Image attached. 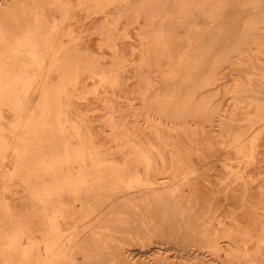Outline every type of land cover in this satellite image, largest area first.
Returning a JSON list of instances; mask_svg holds the SVG:
<instances>
[{
	"label": "bare ground",
	"instance_id": "bare-ground-1",
	"mask_svg": "<svg viewBox=\"0 0 264 264\" xmlns=\"http://www.w3.org/2000/svg\"><path fill=\"white\" fill-rule=\"evenodd\" d=\"M237 2L245 5L250 0ZM226 3L227 0H0V111L6 110L11 115L7 118L4 114L10 136L6 137L0 131V190L6 189V178L19 177L21 182L11 181L15 188L12 193L14 196L11 198L10 194L2 203L9 208L15 230L22 232L25 238L19 245L12 242L13 249L23 254L33 252L34 255L36 252L32 264H71L75 260L73 252L78 236L77 228L82 219L86 220L84 216L80 217L78 209L75 211V205L82 206L86 197H92V205L99 206L102 197L105 209L102 215L100 210L94 215V224L91 221V225L95 229L90 233L99 247L101 229L103 230L106 256L112 261L116 259V264H264V212L255 210H264L263 189L258 192L261 194L258 198L260 201L256 203L260 204L256 206V203L248 201L246 207L243 206L245 212L240 210L243 217H236L241 214L234 211V217L231 218L237 222L232 230L225 229L227 232H223V235L218 231L211 232L213 230L210 229L207 216L199 215V208H194L198 206L197 194H201L199 190L202 185L198 171L213 159L218 165L228 168V171L225 170L227 178L232 177L231 183L226 184L229 187L228 193L230 186L234 187L233 190L230 189L234 192L233 195L230 192V200L235 193L239 198L237 192L241 197L248 193L249 188L259 187V184H255L257 180L264 183V147H256L260 142L263 146L264 135H260L261 141L257 145L255 143L259 129L264 128V103L262 99L253 97L248 103L240 104L244 102L240 96L249 95L247 90L253 83L256 87L264 86V59L260 51L262 43L264 45V41L261 43L264 9L254 14L260 17L245 21L242 33L234 45V57L228 51H222L214 60L207 57L213 53L209 52L215 45L213 37L216 31L223 28H212L205 33L197 25L187 28L183 22L174 23L170 19L176 15L182 17V21H190L193 13L215 19ZM253 3L258 5L257 1ZM92 14L99 15V22L91 26L97 32L96 38L93 35L97 41L92 40L95 41L94 48L90 45L91 48L86 49L83 48L88 46L85 43L80 42L84 46L77 44V39L86 32L83 28L84 21L79 18ZM95 18H92L93 23ZM118 18L122 20L121 28L126 32L128 28L131 36L128 54L132 57L129 59H132L131 71L134 72L132 74L126 66L127 71L132 74H128L127 78L125 76L129 72L125 71L123 77L118 71L124 69L122 65L129 61L126 58L128 49L123 51L128 47L123 49L124 46H121L126 55L119 54L117 50L120 48H112L111 53L107 49H103V52L101 50L113 44ZM92 19L89 20L92 22ZM89 20H86V24ZM126 32L125 34H129ZM91 39L88 38L90 42ZM29 40L38 43L39 48H30ZM126 41L120 43L127 45L130 40ZM177 42L181 44L178 45ZM104 50L109 58V61L105 59V63L102 61ZM241 54L254 68L250 84L239 80L233 72L230 80L221 82L226 76L218 67L224 62H240ZM24 61H29L30 64ZM121 76L125 81L132 77L127 90L122 88L127 96L122 93L124 91L118 92L120 86L125 84L124 81L121 84ZM119 77L121 81L118 80ZM86 78L90 80H85ZM118 81L121 85L115 91L127 97L126 101H118L125 102L122 103L126 105L123 107L126 111L130 110L131 113H127L134 118H126L125 121V117L122 120L119 115L117 119L121 117V120L117 121L116 117L106 115L104 110L105 114H102L106 118L101 121L100 117L103 115L97 116L98 112L93 111L98 120L109 128L107 132L111 134L110 140L121 139L114 145H109L110 140L102 139L108 143L106 156L97 147L90 148L89 143L83 142L84 139L76 143L71 132L59 135L61 143L56 150L51 145L53 139L50 138L45 143L35 139L33 133L37 127L43 125L45 128L49 126L55 129L57 122L51 119L36 120L29 114L32 108L44 113L59 114L69 110L70 106L64 103L68 98L63 102L61 96L92 94V97H97L98 93L109 92V88L118 85ZM23 86L28 88L23 89ZM98 87L104 92H100ZM252 92L250 95L255 96ZM229 93L233 94V107L225 114L220 101ZM28 95L40 96L43 101L49 100L51 103H26L24 99H20ZM217 95L219 99L214 103L213 98ZM96 99L98 102L100 99L103 104L101 96ZM96 102H92V107H95ZM78 104L79 102L76 105L80 106ZM91 105L87 106L89 112ZM112 107L106 105L104 109L109 112L111 108L114 110L113 102ZM84 110L87 111L86 108ZM239 110L245 111L238 115ZM116 112L122 113L123 110ZM91 119L93 121L92 117ZM100 121L96 120V123ZM2 122L4 120H0V124ZM68 122L69 125L63 124L61 128L74 126L73 120ZM101 122L98 124L100 127ZM126 123H131L129 125L132 126V132ZM243 125L247 129H241ZM119 129H122L121 135L126 133L125 138L115 135L120 134L117 131ZM127 129L132 136H129L130 133L127 135ZM97 134L95 135H100ZM213 139L227 143L224 147H231L232 151L227 152L225 149L228 148L222 149L223 147L217 148V152L211 151V146L216 144ZM97 142L99 140L95 143ZM232 153L235 157L228 161ZM48 154L50 165L47 164ZM37 156L40 161L38 167H35ZM6 162L10 163L9 168H6ZM15 163L17 165L14 167ZM213 170L211 168V172ZM218 171L220 175L216 178L225 173L220 169ZM31 176L41 179L39 184L33 186L35 193L27 191L23 185V180ZM221 186V189L225 188ZM210 191L209 193L213 192ZM204 193H207V198L208 191ZM204 197H199L203 199L199 200L202 204L200 209H204V206L206 208L209 202L210 198L206 203ZM253 197L249 196L250 200ZM244 198L245 196L243 200L247 197ZM215 201L213 204L217 205L218 201ZM227 201L226 205L232 207L231 203L234 201ZM239 205L241 206V202L234 205V210ZM220 210L217 212H221ZM222 218L223 216L219 219L222 221ZM241 218L244 221H240ZM252 222L254 224H250ZM223 236L226 238L224 245L220 239ZM5 243L0 234V252L4 255L10 252L7 251L9 246H4Z\"/></svg>",
	"mask_w": 264,
	"mask_h": 264
},
{
	"label": "rangeland",
	"instance_id": "rangeland-1",
	"mask_svg": "<svg viewBox=\"0 0 264 264\" xmlns=\"http://www.w3.org/2000/svg\"><path fill=\"white\" fill-rule=\"evenodd\" d=\"M11 0H7V2H10ZM253 1L255 2V1H257V3H258V5H256V3H253ZM264 9V0H250V2H248L247 4H245V5H241V4H239L238 2H237V0H227V3L224 5V7H223V9H222V12L220 13V15L218 16V17H216L215 19H209V18H206V17H204L203 15H201V14H199V13H193L191 16H192V20H190V21H182L183 20V18L182 17H178V16H176V15H174V16H171L170 17V19H172L173 21H174V23H176V21H181V22H183L184 23V25H185V27H190V26H193V25H197L198 27H201L203 30H204V32L205 33H207L210 29H219V28H223L221 31L220 30H217L216 31V35H214V40H216V42H215V45L211 48V51L209 52V53H211V52H213L212 54H210L208 57H207V59H211V60H214L216 57H219L221 54H222V51H228L229 52V54H230V56H233V55H235V49H236V47L234 46L235 45V43L237 42V40L239 39V35H240V33H242V30H243V28H244V24H245V21L247 20V19H252V18H255L256 16H259L258 14H256V16H254V14L258 11V10H263ZM47 18H51L49 15H45ZM111 16H113V15H111ZM94 17H96L95 19V21H94V23H93V19L92 18H94ZM97 17H99V15H88V16H85V17H81V18H79L80 19V21H84V26L86 25V27H84L83 26V28L86 30V32L84 33L85 35L84 36H82L81 38H79V39H77V44L79 45V44H81V46H84L82 43H85L86 45H88V46H84L83 48H86L87 49V47L88 48H91L90 47V45L91 46H93L92 48H94V43H95V41H92V40H96L95 38L97 37V32H96V30L94 29V28H92L91 26H93V24H95V23H97V21L99 20ZM260 17V16H259ZM92 19V22L90 21V20ZM98 19V20H97ZM101 19V18H100ZM86 20H89V21H87V24H86ZM121 21V22H120ZM88 22H89V24H88ZM90 22L92 23V24H90ZM99 22V21H98ZM117 22L118 23H116L117 24V26H118V30L116 29L115 31V37H114V42H117L116 41V39L118 38V37H120V38H118V40H119V42H117V44H115L114 42H113V44L111 45V47H103L101 50H102V52H103V49H107L106 51L107 52H109V53H111L112 52V48H114V49H121V46H124L123 47V49L124 48H126V46L128 47V48H126L125 50H123V51H126L127 49V55L124 53V52H122V49L120 50H117L118 52H119V54H125L126 55V58L129 60L127 63H124L123 65H122V68H124V69H121L120 71H118V72H121L122 73V76L124 77L125 75V71H127L128 69H130V71H131V69H133V65L131 64V61H132V59L130 60L129 58H132L128 53H129V43L131 42V36H130V30L127 28L126 30H127V32L124 30V29H122L121 28V26L123 25L122 24V20H121V18H118L117 19ZM120 22V23H119ZM74 24H76L75 22H73ZM82 25H83V23H82ZM88 25H90V28H88ZM261 26H264V21H262L261 22ZM86 28H88V29H86ZM126 33H129V34H125V32ZM93 33V34H92ZM88 34V35H87ZM90 34V35H89ZM92 34V35H91ZM263 37H262V39H261V43L264 41V30H263ZM93 35H94V37H95V35H96V37L94 38L93 37ZM130 36V37H129ZM93 37V38H92ZM88 38H89V40L91 39V41L92 42H90L89 40H88ZM85 39H87L86 41H87V43L85 42ZM122 39V40H121ZM127 40V41H129L128 43H127V41H126V43H127V45H124L123 43H125L124 41L125 40ZM82 40H84V41H82ZM97 41V40H96ZM120 41H123V45L120 43ZM179 41V40H178ZM80 42H82V43H80ZM90 44H89V43ZM94 42V43H93ZM181 42H183V41H181ZM119 44H121V45H119ZM177 44L178 45H180L181 43L180 42H177ZM35 47V48H39V44L38 43H35V42H32V41H30L29 40V47L30 48H32V47ZM120 46V47H119ZM118 47V48H117ZM105 50H104V54H103V56H104V58L102 59V61H103V63H105L106 62V60L105 59H107L108 61H109V58H107L108 57V53L107 52H105ZM260 51H261V56L263 57V59H264V45H263V43H262V45L260 46ZM122 52V53H121ZM242 54H244V53H242ZM241 54V56H242V59L241 60H239L240 62H238V61H229V62H224L221 66H219L218 67V69L220 70V69H222L221 71H223V72H225V80L223 79L221 82H225L226 80H230L231 79V73L233 72V74H235L236 76H238V78H239V80H242L244 83H246V84H250L249 82H250V75H251V73L254 71V68H253V66L250 64V62H249V60L246 58V57H243L244 55H242ZM234 57V56H233ZM24 63H26V64H30L29 63V61L27 62V61H24ZM128 67V69H127V67ZM126 67V68H125ZM124 71V72H123ZM130 71H127V72H129V73H127L126 74V78L129 76L128 74H130V75H132L133 74V72L134 71H131V73H130ZM226 72H229V73H226ZM119 75H121V74H119ZM128 75V76H127ZM121 76V77H122ZM122 77V79L119 77V81H121V84L123 83V81H124V83L126 84H124V85H121L120 83H119V81H118V85H116V86H114V87H111V88H109V92L108 91H103L104 93H98L97 94V97L96 96H94V97H92V94H86V95H72V96H69V97H64V96H61L60 97V99H62L63 100V102L68 98L69 100H71V101H69L68 99L64 102V103H68V104H70V106H69V110H67V111H65V112H61V113H59V114H55V113H53V112H50V113H44V112H40V111H36V110H34L35 108H32V110H30V112H29V114L30 115H32V116H34V118L36 119V120H42V119H45V120H47V119H51V120H55L57 123H55V125L57 126V128H55V129H53V128H51V127H49V126H47V128H45V127H43V125H42V127L41 126H39V127H37L36 129H35V132L33 133L34 134V137H35V139L37 140V141H39V142H43V143H45L48 139H53V141H52V143H51V145H52V147L56 150V149H59L60 148V140H59V135H64L65 133H70V135L73 137V139H74V141L76 142V143H79L80 141H82V139H84L83 140V142H85L86 144H88V146L90 147V148H92V147H97V149H99L100 150V152H101V154L102 155H104V156H106L105 155V153H106V147H108V143H109V145H114L115 143H117L116 141H120L121 139H112V140H110V135L111 134H109V132H107V131H109L108 129V127H107V125H105L104 124V122H101L103 119H105L106 118V115H111L112 117H116V120L118 121V120H121V117H122V120H123V118L125 119V121H126V118H128V120L130 119V117H131V119L133 120V118L134 117H132V116H129V113H131L130 112V110L129 111H126L127 109L126 108H124L123 106H126V105H123L125 102H121V101H126V99H127V97H125L124 96V94H126V96H127V92H125L126 90H127V87H128V82L130 81V80H132V77L131 78H129L128 80H126L125 81V79ZM85 80H90L89 78H86ZM84 80V81H85ZM122 87H121V86ZM120 86V91L117 89L118 87ZM124 86V87H123ZM125 86H126V88H125ZM253 86V87H252ZM255 84L253 83V85H251V87H248V90H247V94H249V95H242V96H240V99L241 100H244V102L242 103H240L241 105H244L245 103H248L249 101H251V99L253 98V97H255L256 99L257 98H259V99H262L263 100V103H264V86H260V87H256V88H258V90H256L255 89ZM23 89H27L28 88V86H27V88H26V86H23L22 87ZM98 88H100V87H98ZM122 88H124V90L122 89ZM118 90V92H122V91H124V92H122V93H124L123 95L120 93H118L117 94V92L115 91V90ZM116 92H114V91ZM101 91V88H100V92H102ZM253 91V92H252ZM251 92L253 93V95H255V96H251L250 94H251ZM115 94H117V96L115 95ZM88 95H89V97H88ZM102 95H105L106 97H107V95H109L107 98L109 99H107V98H105V96H102ZM122 96V98H121V96ZM91 96V97H90ZM101 96V100L103 99L104 100V102H103V104L101 103V101H100V99H99V102H98V99H96V98H98V97H100ZM115 96V97H114ZM119 96V97H118ZM110 97H111V99H110ZM35 98V99H34ZM83 98H84V100H83ZM85 98H88V99H85ZM91 98H94V99H92L94 102H96L97 104H98V106H97V104L95 105V107H98L97 109H95V107H92V106H94V104L93 105H91L92 104V102L93 101H91V102H89V100L91 99ZM113 98V99H112ZM116 98V101L114 100ZM20 99H24V102H26V103H38L39 101H41V102H45V103H51L49 100H46V101H43V98H41L40 96H34V95H28V96H26V97H20ZM72 99H73V102H75V101H77V102H75L76 104L79 102V104H80V106H77L75 103H73L72 102ZM219 99V95H217V96H215L214 98H213V102L215 103L217 100ZM81 100V101H80ZM112 100V101H111ZM118 100H121L120 102L118 101ZM84 101H88V103H86V102H84ZM81 102V103H80ZM112 102H113V106H114V110L112 109L113 107H112ZM114 102H116V103H114ZM121 104H119V103ZM230 102V103H229ZM73 103V104H72ZM84 103H86V104H84ZM123 103V104H122ZM78 104V105H79ZM83 104H84V106H83ZM87 104H89V105H91V110H90V112H91V115H90V112H89V108H87V106H89V105H87ZM121 107V109L123 110V112H122V110L120 109V107H118L117 108V106L118 105ZM74 105V106H73ZM86 105V106H85ZM101 105V106H100ZM106 105H110V107H112L111 108V111L109 112L108 110H106V109H104L105 107H106ZM220 105L222 106V108H223V113H228V111H230V109L233 107V94L232 93H229V94H226V95H224L223 97H222V99H221V101H220ZM229 105V106H228ZM75 106H77V107H75ZM81 106H83L82 108H80V109H82V110H80L79 109V107H81ZM100 106V107H99ZM105 106V107H104ZM75 107V108H74ZM87 109V111H85L84 109L85 108ZM101 107L103 108V109H101ZM124 109H123V108ZM227 107H228V109H227ZM77 108H78V110H77ZM94 108V109H93ZM74 109H76V110H74ZM80 110V111H79ZM95 110V111H94ZM104 110H105V112H107L106 113V115H103V114H105V112H104ZM84 111H85V113H84ZM93 111L94 112H98V115L97 116H102V118L100 117V119H101V121L100 120H98L99 118L98 117H96L95 115L96 114H94L93 113ZM112 111H113V113L114 112H116V111H121L122 113H118V112H116V113H118V115L116 114V113H112ZM126 111V112H125ZM244 111L245 110H239V113H238V115H242L243 113H244ZM4 112V113H3ZM75 112H77L78 114H80V115H78L77 113H75ZM100 112V113H99ZM124 112H125V116H124ZM127 112H129V113H127ZM241 112H242V114H241ZM89 113V114H88ZM103 113V114H102ZM126 113H127V117H126ZM4 114H5V116L7 117V118H10L11 117V115L6 111V110H1L0 111V120H4V122H2L1 124H0V131H2L4 134H5V136L6 137H8V136H10V133H9V130L8 129H6V126H7V122L5 121V119H7L5 116H4ZM6 114H8V115H6ZM93 114V115H92ZM99 114H102V115H99ZM10 115V116H9ZM114 115V116H113ZM119 115H121V117L119 118V119H117L118 118V116ZM81 116V117H80ZM89 118H88V117ZM4 119H3V118ZM85 119H84V118ZM91 117L93 118V121H92V119H91ZM95 117H96V120H97V122L98 121H100L101 122V127L98 125V124H100V122L97 124L96 123V120H95ZM242 117V116H241ZM72 118H74V119H72ZM89 119V120H88ZM69 120H73L74 121V126L72 127V128H61V126L63 125V124H68L69 125ZM83 120H84V122H83ZM88 122V123H85L86 121ZM92 122H91V121ZM94 120H95V122H94ZM127 120V121H128ZM104 121V120H103ZM238 121V120H237ZM83 122V123H82ZM91 122V123H90ZM240 122H242V120H240ZM83 124V125H82ZM91 124H92V126H91ZM104 126H103V125ZM127 124V126L130 124L131 125V123H126ZM133 124V123H132ZM93 125H95L94 127H93ZM99 127H98V126ZM129 125V127H130V129H131V127L132 126H130ZM97 126V127H96ZM103 126V127H102ZM106 126V127H105ZM91 127H93V128H91ZM96 127V129H98L97 130V132L95 133V131H96V129H94ZM206 127H208V126H206ZM135 128H137V127H135ZM145 128V127H144ZM90 129H93V130H90ZM241 129H247V126L245 127L244 125L243 126H241ZM101 130H105V131H101ZM122 129H119V130H117V131H119L118 133H120V134H115V135H119L120 137H122V138H125V135H124V133L125 132H123L122 134L124 135H121V131ZM93 131V132H92ZM99 131H101V132H103L102 134H101V132H99ZM121 131V132H120ZM123 131H124V128H123ZM129 131V129H127V135H129V133H130V135L129 136H132L133 134H131V132H132V129L130 130L131 132H128ZM143 131V130H142ZM92 134H91V133ZM100 133V135H98L99 133ZM98 133V134H97ZM106 134V136H105V134ZM95 134H97L98 136H96ZM104 134V136H102ZM126 134V133H125ZM75 135V136H74ZM94 137H93V136ZM260 135H264V128H260L259 129V133H258V135H256L255 136V143H256V145L261 141L260 140ZM95 136H96V138H97V140H95L96 138H95ZM53 137V138H52ZM54 137H56V138H54ZM90 137V138H89ZM93 137V138H92ZM103 137V138H102ZM105 137H107V139L105 138ZM92 139H93V141H98L99 140V142H97L98 144L100 143V145L101 144H103V146H104V148H102L103 146L101 145H97L96 146V144L97 143H95V142H93L92 141ZM102 139H104V141H109L108 143L106 142H103V140ZM106 139V140H105ZM91 140V141H90ZM102 140V141H101ZM115 140V141H114ZM214 141H215V143L216 144H214V141H212V143L214 144V145H218L217 147H216V149H215V147H214V145H213V147L211 146V148H210V150L211 151H218L217 150V148H222V149H224V148H228V150L227 149H225L227 152H229V151H232V149H231V147H224V144H225V146L226 145H228L227 143H224V142H218L216 139H213ZM112 141V142H111ZM114 141V142H113ZM101 142H103V143H101ZM95 143V145H93ZM114 143V144H113ZM38 144H40V143H38ZM104 144H106V145H104ZM259 146V147H258ZM101 147V148H100ZM112 147V146H111ZM257 148H260V149H262L263 147H264V144H263V146H261V142H260V144L259 145H257L256 146ZM214 149V150H213ZM223 152H225V151H223ZM49 153V152H48ZM233 154V153H232ZM230 157V159H228V161H232V159H233V157H235V154H233V155H230L229 156ZM228 157V158H229ZM232 158V159H231ZM40 160H39V157L37 156V164L35 165V167H38V162H39ZM47 164H49L50 165V155L48 154V156H47ZM214 161H216V160H214L213 159V161H208V163L205 165V166H201L200 168V170L198 171V173H200L199 175H200V177H199V181L201 182V189L199 190V192H201V194H200V196H199V194H197L198 195V197H197V205L199 206H195L194 208L196 209H198V212H199V215H203V216H207V218H208V220H209V222H210V226H211V228L210 229H212L213 231H211V232H214V231H218V233H220L221 235H223V232H224V234H225V232H227V230H232L233 228H234V225L236 224V222L237 221H235V220H233V218H231V216H233V212L234 211H236V212H239L240 213V210H241V212H245V205H247L248 204V201H249V203H253V204H255L256 202H258V201H260L258 198L260 197V195L261 194H259L258 192H259V190H264V183L262 182V181H259V180H257V182H255V184H259V187H256V188H254V187H252V189L251 188H249L248 190L250 191H247L246 193V195H243V196H241L240 197V193H238L237 192V195H239V198L236 196V193L234 194L237 198H235V196H233V199H229L230 197H232V195H233V193L234 192H231L232 190H233V188H231V186H230V189H232V190H230L229 189V191L232 193V195L230 196L229 194H230V192L228 193V188L229 187H226V184L228 183V184H230L231 182V179H232V177H228L227 178V171H228V168L226 167V166H223V165H221V164H219L218 165V163H215ZM210 162V163H209ZM217 162V161H216ZM208 164H209V166H208ZM212 164H213V166H214V164L216 165V166H212ZM17 164L15 163L14 164V167L16 166ZM218 165V166H217ZM9 166H10V163L9 162H6V168H9ZM13 166V165H12ZM222 167V168H218V167ZM209 167H210V169H209ZM211 168H212V170L214 169H220V171L221 172H225V170H227L224 174L223 173H221L222 174V176H219V177H217L216 178V176H218V175H220V172L218 173L217 172V169L215 170V172H217V173H215L214 172V170L212 171V172H214V173H212L211 172ZM204 169H205V171H204ZM202 170V171H201ZM208 170V171H207ZM203 172V173H202ZM206 172V173H205ZM209 172H211V174L209 173ZM208 174H210V175H208ZM213 175H214V178H215V180H214V178H213ZM210 176H212V177H210ZM211 178V179H210ZM202 179H203V182H204V184H203V182H202ZM217 179V180H216ZM17 181L18 180V182L20 181L19 180V177H18V179H17V177L16 176H14V177H12V178H6V181H5V184L7 185V187H6V189H4V188H1V192H0V234L2 235V237H3V240L6 242L5 243V245L4 246H9L8 248H7V251H10L9 252V254L7 253L6 255H4V254H2L1 252H0V264H32L33 262L32 261H34L35 260V257H34V255H35V253H34V255H32L33 254V252L32 253H29V254H23V253H21V252H17V250L14 248L13 249V244H16V245H19L20 243H22L23 241H24V236H23V233L21 232H18V231H16L15 230V228H14V223L12 222V218L10 217V215H9V208H7L6 206H4V204L2 203L4 200L6 201L7 199L5 198V197H7V196H9L10 194H11V198H12V196H14V194H12L14 191H15V188H14V184H13V182H11V181ZM209 180V181H208ZM213 180V181H212ZM40 181H41V179L39 178V177H37V176H31V177H27L26 179H24L23 180V185L25 186V189L27 190V191H30V192H32V193H35V190H34V187L33 186H35L36 184H39L40 183ZM207 181V182H206ZM211 181V182H210ZM217 181V182H216ZM229 181V182H228ZM21 182V181H20ZM213 182V183H212ZM261 182V183H260ZM225 183V184H224ZM216 184L218 185V186H216ZM22 185V184H21ZM204 185V186H203ZM205 185H206V187H205ZM221 185H223V187L225 186V188H223V189H221L222 188V186ZM261 185V186H260ZM213 186H214V188H213ZM219 186H221V187H219ZM202 187L204 188V189H202ZM212 187V188H211ZM217 187L219 188V189H217ZM205 188H207V189H205ZM211 188V191L213 190V192H211L209 189ZM216 188V189H215ZM254 189H256L255 191H254ZM206 190L208 191V197H209V194H210V196L213 194L214 196L216 195L215 194V192H216V190H218L219 192H216L217 194H218V196L216 195L215 197H213V195L211 196V197H207L206 198V195H207V193L205 194L204 192H206ZM214 190H215V192H214ZM252 190H253V193L255 194H252ZM6 191H8V192H6ZM203 191V192H202ZM209 191L211 192V193H209ZM222 193H221V192ZM227 191V193H225ZM219 193H220V195L221 194H223L224 195V193H225V195H226V197H225V195L224 196H219ZM258 193V194H257ZM5 194V195H4ZM189 194H190V192H189ZM191 194L193 195V193L191 192ZM190 194V195H191ZM249 194V195H248ZM205 197H204V196ZM194 196H195V193H194ZM230 196V197H229ZM245 196V200H247V202L245 201V200H243V197ZM249 196L250 197H253V196H256V197H253L252 198V200L253 199H255V200H253L254 202H252V200H250V198H249ZM202 197H204V199H205V202H206V200H208L209 202L207 203V205H206V208H205V206L203 207L204 209H200V207H201V200H203V199H200V198ZM216 197H217V199H216ZM222 198V200H224V201H222L221 200V198ZM229 197V198H228ZM8 198H10V197H8ZM199 198V199H198ZM222 201H220L219 199ZM234 198H235V200H234ZM249 198V199H248ZM216 201H215V200ZM240 199V200H239ZM258 199V200H257ZM200 200V201H199ZM213 200V201H212ZM228 200V201H230V202H232V200L234 201V203H231L233 206L231 207V205H229V207L227 206L228 205V203H226V201ZM237 200H239V202H241V206L238 208L237 207V209L235 208V210H234V205L236 206V203L237 204H239V202L237 201ZM84 202H85V204H83L82 206H79L78 204L77 205H75V211L78 209L79 210V215H80V217H83L84 216V218H86V220L84 219H82L81 220V224L79 225V227L77 228L78 229V236H77V239H76V246L74 247V252H73V256L75 257V260L71 263V264H116V259H113V261L112 260H109L108 258H107V256H106V251H105V248L103 247V244H104V235H103V230L101 229V234H100V245H99V247L96 245V243H95V240L93 239V235H91V231H93V229H95V227H94V225H91L92 223L94 224V222H93V220H94V215L97 213V212H99V210H100V213H101V215H102V211L105 209V204H104V201L105 200H103V198L101 197V200H100V205L99 206H95V205H92V203L94 202V199L91 197V198H85V200H83ZM214 201L215 202H217V205H216V203L215 204H213L214 203ZM227 201V202H228ZM203 202V204H204V201H202ZM243 202H245V203H243ZM199 203V204H198ZM212 203V204H211ZM220 203V204H219ZM242 203L244 204V205H242ZM210 204H211V207H212V209H211V207H210ZM223 204H224V206H223ZM227 204V205H226ZM257 204H260V203H256V206H257ZM205 205V204H204ZM215 207H214V206ZM219 205V206H218ZM226 205V206H225ZM218 206V207H217ZM224 207V208H222V207ZM243 206H245V207H243ZM213 207H214V209H213ZM220 207H221V209H222V211L220 210ZM219 208V209H218ZM256 208V207H255ZM196 209V210H197ZM227 209H229V211H230V209H231V211L232 212H228V210ZM11 210V209H10ZM206 210V211H205ZM211 210V211H210ZM221 211V212H217V211ZM243 210V211H242ZM256 211H261V212H264V210H263V208L262 209H258L257 210V208L255 209ZM204 211H205V213H204ZM213 211V212H212ZM11 212V211H10ZM226 212V215L224 214ZM213 213V214H212ZM219 213V214H218ZM221 213H223L222 215H220ZM229 213L231 214V215H229ZM239 213H238V215H239ZM12 214H14V213H12ZM209 214V215H208ZM228 214V215H227ZM241 214V213H240ZM210 215H211V217H210ZM216 215H218V216H216ZM223 216V220L221 221L220 219H221V217ZM244 216V214L242 215H240V216H236V217H243ZM226 217V218H225ZM229 217H230V219H229ZM234 217V216H233ZM220 218V219H219ZM225 218V219H224ZM256 218V217H255ZM242 219H243V221H244V218H241L240 219V221H242ZM90 222H89V221ZM225 220H227V221H230L229 223H228V225H226V223H227V221L226 222H223V221H225ZM91 221H92V223H91ZM215 221V222H214ZM39 222V221H38ZM84 222V223H83ZM213 222H214V226H213ZM223 223H225V224H223ZM231 223H232V225H231ZM99 224H100V222H99ZM216 224V225H215ZM250 224H254L253 222L252 223H250ZM102 225V224H101ZM221 226V227H220ZM217 227L219 228H221V229H218L217 230ZM223 227H226V228H223ZM232 228V229H231ZM96 229H100L99 227H96ZM223 229V230H222ZM225 229H227V230H225ZM220 231H222V232H220ZM38 235H39V233H38ZM37 236V235H36ZM35 236V237H36ZM225 237H226V235H224ZM224 236L223 237H221L220 239H221V242L223 243V245H224V241H226V238H224ZM223 238H224V240H223ZM85 239V240H84ZM88 239V240H87ZM12 242H13V244H12ZM15 245V246H16ZM16 247H18V246H16ZM137 247V246H136ZM227 247V246H226ZM169 253H171V251H169ZM88 255V256H87ZM104 259V260H103ZM106 259V260H105ZM99 263H98V262ZM100 261H101V263H100ZM115 262V263H114Z\"/></svg>",
	"mask_w": 264,
	"mask_h": 264
}]
</instances>
